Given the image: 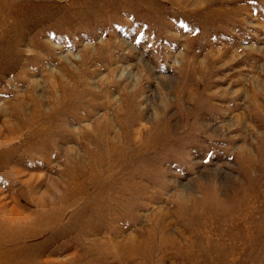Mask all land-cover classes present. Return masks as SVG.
<instances>
[{
	"label": "rangeland",
	"instance_id": "374dc122",
	"mask_svg": "<svg viewBox=\"0 0 264 264\" xmlns=\"http://www.w3.org/2000/svg\"><path fill=\"white\" fill-rule=\"evenodd\" d=\"M0 264H264V0H0Z\"/></svg>",
	"mask_w": 264,
	"mask_h": 264
}]
</instances>
